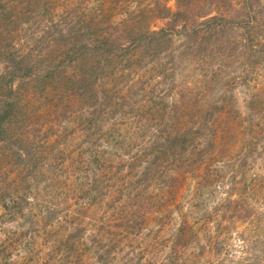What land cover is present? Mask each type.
<instances>
[{"label": "trees", "instance_id": "16d2710c", "mask_svg": "<svg viewBox=\"0 0 264 264\" xmlns=\"http://www.w3.org/2000/svg\"><path fill=\"white\" fill-rule=\"evenodd\" d=\"M235 230L264 264V0H0V264H223Z\"/></svg>", "mask_w": 264, "mask_h": 264}, {"label": "rangeland", "instance_id": "374dc122", "mask_svg": "<svg viewBox=\"0 0 264 264\" xmlns=\"http://www.w3.org/2000/svg\"><path fill=\"white\" fill-rule=\"evenodd\" d=\"M169 4H171V5H173V0H169ZM161 23V20H158L157 22H156V24H160ZM171 64L169 63V66H170ZM180 66V65H179ZM180 68V67H179ZM190 68V67H189ZM189 70H192L191 68L189 69ZM196 70V69H195ZM169 72V71H168ZM180 75V69H179V73H178V77H180L179 76ZM179 80H180V78H179ZM168 81H169V78L167 77V81H166V85L168 84ZM169 84L171 85L172 84V82H170L169 81ZM166 85H164V84H161V86L160 87H162V88H165L166 87ZM244 89H243V87L242 86H238L237 87V90H236V98H237V101H238V103L240 104V106H242L243 105V102H244V97H245V92L243 91ZM119 126H120V128L122 129V125L121 124H119ZM118 126V127H119ZM123 130V129H122ZM65 132H69V126H68V128H66V130H65ZM136 132H140V131H136ZM86 135V133H82V134H80L77 138H76V140L74 141L75 142V144H77V142H80L81 141V139L84 137ZM135 136H133L131 139H130V141L131 142H134V140H135ZM129 141V142H130ZM137 141V140H136ZM85 145H86V143H85ZM84 145V146H85ZM64 157H66V154L64 153ZM126 158H127V156H126ZM64 160H66V159H64ZM60 161H55V163L53 164V165H57L56 166V170H58L59 172H63V176H62V179H63V177L65 178V175L64 174H66V171H67V168L63 165V166H61L60 165V163H59ZM115 162H116V160H115ZM60 167V168H59ZM47 171V170H46ZM61 178V177H60ZM48 180V179H47ZM47 180H45V181H41L40 183H39V187H38V189L41 191V194L44 196V197H49V194L51 193V191H49L50 193H48V190H50L49 189V187H47V186H45V184L48 182ZM55 181H53V183H54ZM48 186H51V185H48ZM43 187V188H42ZM42 188V189H41ZM47 188V189H46ZM53 197L54 198H61V195H59V196H56L55 197V195L53 194ZM62 198H63V196H62ZM53 199V198H52ZM20 221H22V218H20L19 219V222ZM4 224V226L7 228V229H16V230H25L26 229V227H28V223L25 225V226H18V223H16L15 221H6V222H4L3 223ZM239 232H241L240 230H235V232L232 234L233 235V246L229 249V252H228V255H227V257H226V259H225V261L223 262V264H246V262H248L249 263V261H248V254H249V252H247L246 251V249L248 248V247H250V246H253V244L252 243H248L247 241H241V239H239V237H238V234H239ZM254 252H258V250L257 249H255V251ZM254 254V253H253ZM209 257V255H208V253H207V255H206V252H205V255L204 256H202V257H200L199 258V260L195 263V264H212V262H210V259L208 258ZM253 260H255V259H253ZM150 261V260H149ZM119 262H120V264H147V262H146V260H145V258L144 259H141V251H139V250H134V251H129V253L128 254H124L123 255V257H121L120 258V260H119ZM152 262V261H151ZM150 262V264H155L154 262L153 263H151ZM92 264H99V263H96V262H94V263H92Z\"/></svg>", "mask_w": 264, "mask_h": 264}]
</instances>
